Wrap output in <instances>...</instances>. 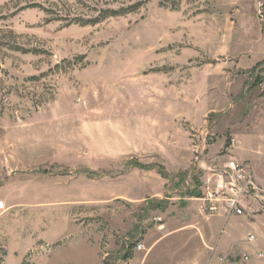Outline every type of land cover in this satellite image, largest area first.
Wrapping results in <instances>:
<instances>
[{"label":"rangeland","instance_id":"obj_1","mask_svg":"<svg viewBox=\"0 0 264 264\" xmlns=\"http://www.w3.org/2000/svg\"><path fill=\"white\" fill-rule=\"evenodd\" d=\"M259 5L0 0V264H212L253 245L199 199L238 139L264 165Z\"/></svg>","mask_w":264,"mask_h":264},{"label":"built area","instance_id":"obj_2","mask_svg":"<svg viewBox=\"0 0 264 264\" xmlns=\"http://www.w3.org/2000/svg\"><path fill=\"white\" fill-rule=\"evenodd\" d=\"M258 16L264 21L263 5L258 7ZM199 200L204 214L223 215L227 219L242 217L253 204L264 207V186L257 182L255 171L248 165L231 160L210 171L204 195ZM253 240L254 237L250 236L249 241ZM263 256L264 253L258 255L259 258ZM220 260L228 259L221 257ZM242 261L249 262L250 256H244ZM228 262L238 264L236 259Z\"/></svg>","mask_w":264,"mask_h":264},{"label":"crops","instance_id":"obj_3","mask_svg":"<svg viewBox=\"0 0 264 264\" xmlns=\"http://www.w3.org/2000/svg\"><path fill=\"white\" fill-rule=\"evenodd\" d=\"M256 151L254 149H248L246 146L240 144V140H237L236 145L230 150V156L234 157L239 162L249 163L254 168L257 167L259 172V180L264 185V165H259L260 159L256 157ZM218 222V220L216 221ZM234 222L239 225H247L251 228V232L248 235H254L256 242L251 245H245L244 248L240 241L235 239L231 240L223 245V248L218 250L228 260L220 261L215 260L212 264H229L230 260H238V264H264L263 259L257 257L258 253H264V211H260V205L253 204L251 208L246 209L245 216L235 217ZM246 239V238H245ZM246 255L250 256V261L245 263L242 258ZM230 256V258H229Z\"/></svg>","mask_w":264,"mask_h":264},{"label":"trees","instance_id":"obj_4","mask_svg":"<svg viewBox=\"0 0 264 264\" xmlns=\"http://www.w3.org/2000/svg\"><path fill=\"white\" fill-rule=\"evenodd\" d=\"M227 146H230V144H227ZM136 166H139L140 168H143V169H149V168H151V167H147V166H145V165H141V164H138L137 162H136ZM161 173H162V171H161ZM163 175H164V173H163ZM165 176V175H164ZM196 194V193H195ZM194 195V194H193ZM196 196L197 197H200L201 196V193H197L196 194Z\"/></svg>","mask_w":264,"mask_h":264}]
</instances>
